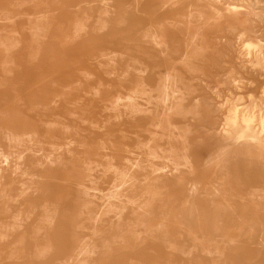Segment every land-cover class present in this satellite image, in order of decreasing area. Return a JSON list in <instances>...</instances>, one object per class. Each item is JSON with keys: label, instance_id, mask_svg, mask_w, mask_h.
<instances>
[{"label": "rangeland", "instance_id": "374dc122", "mask_svg": "<svg viewBox=\"0 0 264 264\" xmlns=\"http://www.w3.org/2000/svg\"><path fill=\"white\" fill-rule=\"evenodd\" d=\"M111 1L0 0V36L7 35L13 42L16 31L19 42H13L5 66L0 50V154L6 157L0 171L1 229L29 204L36 210L32 221L53 213L65 195L70 185L66 171L53 173L39 166L49 156L51 143L60 152L71 141L93 148L106 131L130 152L121 156L143 158L137 178L147 180L155 195L144 197L143 204L150 205L141 213L152 212L158 225L164 207L180 222V228L174 230L171 243L163 241L159 231L149 241L143 235L142 247L115 252L104 264H264V152L258 145L264 141V0H142L136 11L120 8L108 14V30L94 33L96 18L104 12L102 7L115 4ZM165 4L169 5L164 8ZM232 8L235 14L229 20L224 16ZM189 10L203 14L215 10L224 18L199 30L204 32L196 43L202 57L185 68L177 55L186 38L183 24H178L183 18L178 15L184 12L186 16ZM44 15L53 16V26L43 31L39 25L41 31L32 38L30 27ZM74 21L84 23L88 30L77 41L72 39ZM129 28L131 32L123 31ZM156 30L165 36L167 55H162L152 39L142 37ZM168 68H174L190 89L186 115L172 117V140L168 142L160 130L151 127L147 117L130 119L123 111L117 125L111 105L132 93L137 92L141 106L160 111L156 85ZM51 121L65 125L68 132L56 128L48 134L46 124ZM246 124L257 136L255 143L239 138ZM182 128L188 130L186 144L179 137ZM9 132L30 134L32 144L39 148L34 157L25 156L15 178L6 137ZM147 144L153 145L158 156L170 154L171 148H178L179 153L186 147L189 168L174 173L167 161L146 159ZM78 153L82 156L83 149ZM16 181L28 190L26 198L13 206ZM71 205L66 201L57 211L52 235L55 255L46 264L67 257L66 219ZM129 220L130 215L125 221ZM9 243L5 235L0 241L1 258H6ZM31 244L18 264H40Z\"/></svg>", "mask_w": 264, "mask_h": 264}, {"label": "bare ground", "instance_id": "6f19581e", "mask_svg": "<svg viewBox=\"0 0 264 264\" xmlns=\"http://www.w3.org/2000/svg\"><path fill=\"white\" fill-rule=\"evenodd\" d=\"M180 1L183 0H175V2ZM111 2L114 1L112 0ZM124 2L125 0H115L116 5L109 6V8H107L106 2V6L102 7L104 12L96 18L92 31L99 34L104 33L108 30V21L105 19L108 14L109 16L116 14L120 8H124L123 10L126 12L131 9L136 11L139 4L143 1L129 0L127 3ZM165 5V7L163 6L164 8L169 4ZM151 11L153 10L151 9ZM197 12L193 13L189 10L186 16H183L184 12L178 15L183 18V22L178 24H183L186 30V38L184 39L185 42L183 41L184 47L179 48L177 55H180V63L185 68L192 67L193 62L200 59L199 57L202 55L200 54L199 45L197 46L196 44L197 40L200 39L198 37H201L199 30L202 31L203 28L206 29V27L216 25L224 17L229 20L232 18L231 20H233V15L235 14L234 8L227 11V13L225 12L224 17L215 10H210L207 14H203L201 11ZM7 20L10 19L7 18ZM34 22L35 24L30 27L29 33L32 38H37V32L41 31L39 25L43 27V31H48L54 24V18L53 16L44 15L41 19H37ZM29 24L31 25L32 23L29 22ZM87 33V26L84 23L74 21L73 41L79 40L82 36H87ZM13 34V40L19 43L16 31H13ZM142 37L152 39L155 46L161 50L163 56L168 54L169 47L165 43V36L157 30L153 34L147 31ZM13 42L7 35L0 36V50L4 52L5 56L2 61L4 66L13 45L15 47ZM157 83L158 97H156V101L161 106L160 111H150L148 108L138 104V100L136 101L135 98L137 92L135 94L132 93V95L127 96L123 100L121 98L115 99L111 106L115 113L114 120L118 123L117 125L121 123L123 111L127 113L130 119L147 117L151 120L150 126L160 130L169 142L172 140V131L175 129L172 117L183 118L186 115L184 114V105L187 97H189L190 89L177 75L174 68L164 70ZM141 94L142 97L143 95L145 96V93ZM193 111H195V108ZM248 126L246 124L244 130L239 133V138L251 140L255 143L257 136L252 133ZM56 128L61 130V132H68L69 129L65 125L56 122H47L46 129L48 134ZM187 134V128L179 130L181 143L186 144ZM102 135L103 138L99 139L96 147L93 148L88 146L87 143L71 141L65 145L66 147L64 146L63 152H60L53 143L49 145L50 154L45 158V162H38L39 166L47 168L53 173H58L60 169L65 170L70 185L66 189L65 195L63 194L61 199L55 204L53 213L49 214L46 211V215L39 217L36 221H32L36 215V210L34 206L29 204L25 210L20 209L13 215L7 227L4 229L0 227V241L4 240L5 235H8L11 241L8 244L6 258L0 257V264L4 262L11 264L20 263L29 242L34 246L33 257L40 264H46L51 261L55 255L54 239L52 238L56 229L54 219L58 209L62 208L63 203H66V201H70L72 204V209L68 211L69 215H67L68 218L66 219L70 247L67 257L56 261L55 264H104L115 252L139 249L144 243L142 236L145 235L146 241H149L155 238L157 231L160 232L163 241L172 242L171 237L174 230L180 228V222L176 221V218L169 213L168 209L164 207L160 209L163 218L158 225H155L157 220L154 221L152 212L141 213L144 207L150 205V202L143 204L144 197L146 195L150 197L155 195L152 185L147 180H139L137 178V173L143 170V158L137 155L133 157L121 156L120 153L130 154V152L125 146H121L118 141H112L108 137V132L104 131ZM29 136L30 134L19 135L13 132H9L6 135L10 143V146L8 145L11 150L10 153H12L10 163L13 169V178L18 176L19 171L22 170L25 156L31 154L34 157L39 152V148L32 144V138ZM151 136L150 142H155L156 134L154 133ZM258 145L259 150L264 152V141L258 143ZM152 146L151 144L145 145L147 151L146 159L151 161L155 159L165 160L174 173L181 171L183 168H189L190 159L186 147L179 153H177L178 148L176 149V147L170 149V154H165L163 150H160L161 154L164 153V155L158 156L159 153ZM80 149H83L82 156L78 153ZM5 161V155L0 154V171L3 170L2 166ZM108 183L110 184L107 185V188L103 189ZM14 186L16 195L11 197V201L12 204L14 203L13 206H16L19 200L26 198L28 187L18 181L14 182ZM44 210H46V207ZM129 215L130 220L126 222L125 220ZM262 243L264 244V239Z\"/></svg>", "mask_w": 264, "mask_h": 264}, {"label": "crops", "instance_id": "0c3cea01", "mask_svg": "<svg viewBox=\"0 0 264 264\" xmlns=\"http://www.w3.org/2000/svg\"><path fill=\"white\" fill-rule=\"evenodd\" d=\"M131 30H132V29L129 28L128 30H123V31H124L125 33H127V32H131ZM123 31H122V32H123Z\"/></svg>", "mask_w": 264, "mask_h": 264}]
</instances>
